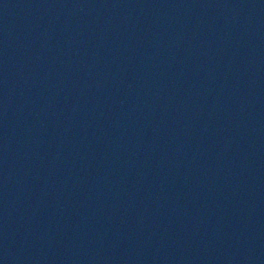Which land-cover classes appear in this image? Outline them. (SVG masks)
<instances>
[{
    "label": "water",
    "instance_id": "obj_1",
    "mask_svg": "<svg viewBox=\"0 0 264 264\" xmlns=\"http://www.w3.org/2000/svg\"><path fill=\"white\" fill-rule=\"evenodd\" d=\"M0 264H264V0H0Z\"/></svg>",
    "mask_w": 264,
    "mask_h": 264
}]
</instances>
